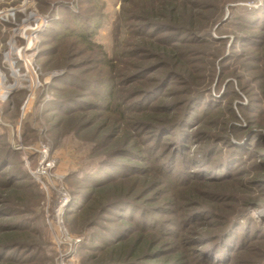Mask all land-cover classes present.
Wrapping results in <instances>:
<instances>
[{"label":"rangeland","instance_id":"374dc122","mask_svg":"<svg viewBox=\"0 0 264 264\" xmlns=\"http://www.w3.org/2000/svg\"><path fill=\"white\" fill-rule=\"evenodd\" d=\"M185 2L203 31L170 35L189 62L172 72L142 55L166 31L125 0H0V233L26 228L2 256L264 264L257 185L208 196L222 170L245 185L260 169L241 148L257 136L243 128L264 134V0ZM131 230L156 242L140 259L119 246Z\"/></svg>","mask_w":264,"mask_h":264},{"label":"trees","instance_id":"16d2710c","mask_svg":"<svg viewBox=\"0 0 264 264\" xmlns=\"http://www.w3.org/2000/svg\"><path fill=\"white\" fill-rule=\"evenodd\" d=\"M126 4H129L124 8V12L131 17V19L138 22V26L144 28L146 26L153 25L154 28L162 27L166 33L161 34L160 37L157 38L159 42H161L164 46H153L144 49L145 54L143 56H147L145 59H155V63H162L163 68H170L172 72L177 69L185 70L184 67L189 63L186 59L185 51L182 49L183 44L176 43H167L170 35L173 37H179L181 34L190 33L194 31H203L200 27H197L194 23V16L192 14V20L187 16L188 12V4L185 0H125ZM180 31V35L177 36L174 32ZM173 33V34H172ZM149 35L148 33H145ZM167 34V35H166ZM169 34V35H168ZM86 36V35H84ZM136 57V56H135ZM141 60V58H139ZM140 63L143 62H135L132 61L130 63L131 67L135 69L141 67ZM157 65V64H155ZM156 78L155 76H148L145 80L147 82ZM146 82V81H142ZM148 85V84H147ZM217 114L222 113V108L219 107L216 111ZM251 125L255 123V121H248ZM256 127H262L264 130V123L256 124ZM251 131L254 135V142L248 148H241V150L248 151L249 154H253L257 157V165L260 167L258 171H256L257 176H254L252 180H249L247 184H243L241 180L235 178L237 172H227L223 176L222 174H215L212 179L214 180V184L216 185V189H219L221 192L214 193L209 195L213 197L215 201L219 205L227 206L226 201H230V199H235L233 193L237 192V189H244L243 186L249 187L254 185L258 189V193L264 195V134L258 130H254L251 128L242 129V131ZM255 163V164H256ZM226 172V170H225ZM1 172L0 174H2ZM227 176V177H226ZM211 177V176H210ZM229 178H231L229 180ZM122 180V179H121ZM236 189V190H235ZM252 191V190H251ZM82 199L79 196H76V200L80 201ZM186 199V198H184ZM77 201L71 206H75ZM123 215V214H120ZM123 218V217H122ZM125 219V218H123ZM6 229H3L0 233V243H2V247L0 246V262L8 263V264H20L24 263V259L21 258H13V256H2V251L5 247H8L10 244H19L20 240L23 238L25 229L19 223L10 224ZM132 234V235H131ZM227 235V234H226ZM230 235V234H229ZM136 231L131 230L130 233H124L122 240L119 242L120 249L127 250L131 249L129 252V257H133L135 259H140L144 255H147L149 252L155 248L156 242L150 236H142L139 240L136 241ZM131 244V246H129ZM1 245V244H0ZM229 247L232 246L231 240L228 243ZM16 246V245H15ZM160 251V250H159ZM158 252V251H157ZM123 256H127L123 252ZM179 255L172 256L171 258H165L164 261H168L170 259H178ZM238 258V257H236ZM238 259L235 260V262ZM238 263V262H237Z\"/></svg>","mask_w":264,"mask_h":264},{"label":"bare ground","instance_id":"6f19581e","mask_svg":"<svg viewBox=\"0 0 264 264\" xmlns=\"http://www.w3.org/2000/svg\"><path fill=\"white\" fill-rule=\"evenodd\" d=\"M30 43V42H29ZM8 55V54H7ZM23 67H25V68H29V63H28V61H25V64L23 65ZM1 76V75H0Z\"/></svg>","mask_w":264,"mask_h":264},{"label":"built area","instance_id":"2783aa9c","mask_svg":"<svg viewBox=\"0 0 264 264\" xmlns=\"http://www.w3.org/2000/svg\"><path fill=\"white\" fill-rule=\"evenodd\" d=\"M27 69V68H26Z\"/></svg>","mask_w":264,"mask_h":264}]
</instances>
